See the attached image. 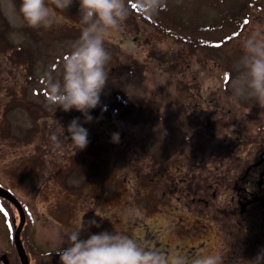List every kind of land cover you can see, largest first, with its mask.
I'll return each instance as SVG.
<instances>
[{"label":"rangeland","instance_id":"rangeland-1","mask_svg":"<svg viewBox=\"0 0 264 264\" xmlns=\"http://www.w3.org/2000/svg\"><path fill=\"white\" fill-rule=\"evenodd\" d=\"M20 2L0 0V26L2 19L4 24L0 36V89H16L15 96L21 100V105L6 116L0 110V182L9 185L30 207V214L23 219H27L34 238L33 242L28 241V249L40 244L46 252L55 250L58 233L75 229L80 214L87 211L81 239L102 231H117L155 247H164L167 240L173 242L174 238L179 250L196 245L199 255H221L217 233L208 224L210 216L196 213L193 205L186 208L183 199L191 192L182 195L183 199L175 198L170 183H181L186 171L215 175V159L231 162L241 154V149L231 150L230 155L223 148L213 152L212 142L223 138L227 143L236 134L238 125L228 116L233 114L234 106L244 104L239 100L248 99L233 94L232 82L239 76L236 66L242 55L240 41L256 25H264V0H165L175 21L176 30L171 32L166 27L163 31L165 22L157 23L160 30L133 9L123 31H113L106 37L111 53L106 66L109 80L101 94V107L106 106V111L102 112L101 107L91 110V123H84V116L74 109L64 112L58 108L54 112L46 106L45 93L40 91L46 92L45 76L49 71L53 77L61 78L63 57L79 39L78 0L68 10L59 12L62 19L73 18L71 26L61 28L66 23L61 19L49 29L29 28L19 14ZM236 3L234 11L225 8L234 9ZM160 14L154 16L155 20ZM219 14L225 21L222 27L215 26L219 24ZM245 17L246 22L242 21ZM188 19L195 23L192 27L190 22L183 33H189L194 40H184L179 34ZM236 20L241 21L235 25ZM203 26L209 29L202 30ZM226 71L228 77L224 81ZM116 91L132 93L123 110H134L127 115L110 114L113 105H117ZM2 94L0 90V97ZM216 99L221 115L209 111ZM254 111L253 120L264 116V109L256 102ZM74 118H79L81 126L88 130L89 140L88 146L75 154L71 141L65 138ZM38 123L45 128L42 144L30 127ZM255 125L259 128L261 124ZM117 132L120 139L114 143L111 137ZM184 133L188 135L186 141ZM53 137L59 139L60 147H56ZM173 142L187 144L177 153L179 149L172 147ZM218 150L221 157H217ZM201 196L197 193L195 199ZM197 201L192 202L201 205ZM132 208L140 215L126 219ZM173 214L182 217L176 226ZM196 218V226L188 228ZM90 220L100 227L88 228ZM205 238L208 243L202 242ZM65 246L68 245L61 248ZM3 247L11 252L6 256L16 254L1 229L0 250ZM239 256L238 261L230 259L227 263L229 259L223 254L221 264H249L253 259L250 253ZM10 261L15 264V259Z\"/></svg>","mask_w":264,"mask_h":264},{"label":"clouds","instance_id":"clouds-1","mask_svg":"<svg viewBox=\"0 0 264 264\" xmlns=\"http://www.w3.org/2000/svg\"><path fill=\"white\" fill-rule=\"evenodd\" d=\"M73 3L74 0H21L19 14L29 28L49 29L61 21L59 12L68 10ZM78 4L81 34L72 50L63 57L62 77L57 79L51 71L46 73L45 98L46 106L54 112L58 108L64 112L74 109L84 116V123H91L90 111L101 107V94L109 80L106 66L111 56L105 48V38L122 29L133 9L143 17H152L165 11L167 5L165 0H78ZM240 47L242 55L236 66L239 76L232 82L233 94L254 99L264 109V25H256L240 41ZM101 111H106V106L101 107ZM66 131L65 138L71 141L74 154L88 146V130L81 126L79 118H74ZM119 139L118 132L112 134V142L118 143ZM53 140L56 147L61 146L57 137ZM86 212L80 214L75 229L58 233L54 252L60 264H221V257L216 254L198 255L189 261L184 255L166 254L147 242L117 231H102L81 239V232L86 230ZM139 215V211L132 208L125 218L134 219ZM87 227L99 228L100 225L90 220ZM63 244L68 246L61 248ZM52 253L44 255L51 257ZM248 262L264 264V249Z\"/></svg>","mask_w":264,"mask_h":264},{"label":"flooded vegetation","instance_id":"flooded-vegetation-1","mask_svg":"<svg viewBox=\"0 0 264 264\" xmlns=\"http://www.w3.org/2000/svg\"><path fill=\"white\" fill-rule=\"evenodd\" d=\"M234 135H238V140L244 143L240 147L243 153L236 155L231 162L215 159V175L200 176L195 171H186L181 183H170L175 198L183 199L182 195L188 191L194 193L187 194L183 204L186 208L193 205L191 208L203 217L210 216L208 224L216 231L220 242L217 247L219 245L223 249L219 256L224 254L229 259L227 263L231 262L230 259L238 261L239 253H250L254 258L264 249V135L261 130L255 135L239 124ZM221 147L222 144L217 143V148ZM215 148H212L213 152ZM221 150H218L217 157H221ZM223 150L226 153L227 150ZM197 193L202 195V198L198 197V201L195 199ZM193 200L201 205L192 202ZM198 221L195 219L193 225L196 226ZM207 236L209 235L206 234ZM209 238L210 236L207 237ZM242 244L246 247L243 248ZM192 251H187L189 261L192 259ZM29 261L30 264H60V260L51 262L47 258L38 261L35 256L29 257ZM0 264L14 263L4 256L2 260L0 258ZM15 264H21L19 258L15 260Z\"/></svg>","mask_w":264,"mask_h":264},{"label":"trees","instance_id":"trees-1","mask_svg":"<svg viewBox=\"0 0 264 264\" xmlns=\"http://www.w3.org/2000/svg\"><path fill=\"white\" fill-rule=\"evenodd\" d=\"M168 22H169V21H168ZM168 22H167V23H168ZM170 23H172L171 20H170ZM1 26H3V23H2ZM173 28H174V26H173ZM0 29H1V30H0V34H1V32H2V28H0ZM16 60H17V57L15 58V61H16ZM27 77H28V76H27ZM130 111H131V110H130ZM130 111H129V112H130ZM127 113H128V111L126 112V114H127Z\"/></svg>","mask_w":264,"mask_h":264},{"label":"water","instance_id":"water-1","mask_svg":"<svg viewBox=\"0 0 264 264\" xmlns=\"http://www.w3.org/2000/svg\"><path fill=\"white\" fill-rule=\"evenodd\" d=\"M20 252H21V253H23V251H22V250H21ZM23 254H24V253H23Z\"/></svg>","mask_w":264,"mask_h":264},{"label":"snow or ice","instance_id":"snow-or-ice-1","mask_svg":"<svg viewBox=\"0 0 264 264\" xmlns=\"http://www.w3.org/2000/svg\"><path fill=\"white\" fill-rule=\"evenodd\" d=\"M0 210H2V209H0Z\"/></svg>","mask_w":264,"mask_h":264}]
</instances>
